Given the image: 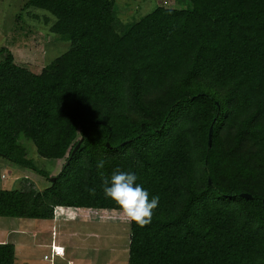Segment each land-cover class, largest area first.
I'll return each instance as SVG.
<instances>
[{
  "label": "trees",
  "instance_id": "trees-1",
  "mask_svg": "<svg viewBox=\"0 0 264 264\" xmlns=\"http://www.w3.org/2000/svg\"><path fill=\"white\" fill-rule=\"evenodd\" d=\"M172 1L122 23L113 0H26L69 48L33 73L0 47V157L49 182L0 189V217L110 222L120 169L159 197L125 222L128 264H264V0Z\"/></svg>",
  "mask_w": 264,
  "mask_h": 264
},
{
  "label": "rangeland",
  "instance_id": "rangeland-1",
  "mask_svg": "<svg viewBox=\"0 0 264 264\" xmlns=\"http://www.w3.org/2000/svg\"><path fill=\"white\" fill-rule=\"evenodd\" d=\"M113 1L115 15L122 23L140 19L156 5L180 7L172 0ZM25 3L26 0H0V47H5L12 53L17 65L39 73L43 67L68 50L69 42L58 35L46 33L47 26L42 21L43 17L40 20L32 17L34 13L41 15V12L25 7ZM22 144L27 148L28 157L35 163L50 167L36 156L35 148L30 142L22 141ZM23 177L33 181L40 190L49 185L36 172L17 168L0 157V189L16 188L18 180ZM95 219L96 217H92L88 222L52 224L51 220L0 217V234L4 236L7 233V242L14 240L22 243L20 248H15V264H51L49 259H43L44 254L49 256V249L36 246L35 241L50 240L52 231L59 237L66 228L71 238L68 246L82 248L77 252L79 262L76 264H128L129 225L120 218H113L114 221L111 222ZM30 227L38 233L33 240L30 239L32 229H27ZM13 229L24 230V234L20 231L19 234H13L10 232ZM52 264H60V260L54 258Z\"/></svg>",
  "mask_w": 264,
  "mask_h": 264
},
{
  "label": "clouds",
  "instance_id": "clouds-1",
  "mask_svg": "<svg viewBox=\"0 0 264 264\" xmlns=\"http://www.w3.org/2000/svg\"><path fill=\"white\" fill-rule=\"evenodd\" d=\"M104 161L97 163V168L102 169ZM103 177V192L106 198L111 199L118 209L104 210L111 213L110 218H120L126 222H135L143 228L152 221L154 210L158 207L159 197L149 198V193L142 185L137 184V176L131 172H123L116 169L110 179ZM95 195V189L89 190ZM104 219L103 216L100 217Z\"/></svg>",
  "mask_w": 264,
  "mask_h": 264
},
{
  "label": "crops",
  "instance_id": "crops-1",
  "mask_svg": "<svg viewBox=\"0 0 264 264\" xmlns=\"http://www.w3.org/2000/svg\"><path fill=\"white\" fill-rule=\"evenodd\" d=\"M71 210H69V214H63V215H60L58 217H55L52 221V224L54 223H60V222H85L86 220H82V219H79V217L77 218V215H74V211L71 213L70 212ZM113 221V220H112ZM88 222V221H87ZM111 222V221H110ZM65 223V224H67ZM54 227V226H53ZM52 227V229H53ZM65 227V226H64ZM63 227V228H64ZM46 228H47V225H46ZM29 229H32L31 227L30 228H27ZM18 231L20 230H16V229H13L11 230L10 232L13 233V234H19ZM28 231V232H29ZM21 234H24V230L20 231ZM32 234H31V237L30 239L32 238V240L34 238H37V234L34 232V229H32ZM61 235L58 237L57 235H55L54 231H52V235H51V238L50 240H36L35 243H36V246H42L44 248H48L49 249V256L48 257H51L52 256V260L50 261V263L52 264L53 262V259L54 258H57L58 260H60V264H76L77 262H79V257L77 255V252L82 250L81 247L79 248H76V247H69V243L71 242V238H70V234H69V230L66 228L65 231L61 232L60 233ZM8 241V238H7V233L4 235V236H1L0 234V243L1 242H7ZM9 243H12L14 248H20V246H22V243H18V242H15L13 240V242H9ZM24 244H28V243H24ZM33 244V243H31ZM29 245V244H28ZM51 245L53 246H58V247H63L64 249V253L62 256H55L53 255V252L51 253ZM31 248V247H30ZM44 256H47V254H44L43 255V259H44ZM15 264V262H14ZM106 264H108V262H106Z\"/></svg>",
  "mask_w": 264,
  "mask_h": 264
},
{
  "label": "built area",
  "instance_id": "built-area-1",
  "mask_svg": "<svg viewBox=\"0 0 264 264\" xmlns=\"http://www.w3.org/2000/svg\"><path fill=\"white\" fill-rule=\"evenodd\" d=\"M51 253L53 252V255L55 256H62L64 253L63 247H58V246H53L51 245ZM49 259L50 261L52 260V256L49 258L48 256H44V260Z\"/></svg>",
  "mask_w": 264,
  "mask_h": 264
},
{
  "label": "water",
  "instance_id": "water-1",
  "mask_svg": "<svg viewBox=\"0 0 264 264\" xmlns=\"http://www.w3.org/2000/svg\"><path fill=\"white\" fill-rule=\"evenodd\" d=\"M80 143H81V142H79V143L75 146L74 150L72 151V154H74L75 151L79 148ZM210 144H211V128L209 129V133H208V148L210 147ZM53 180H54V179H52L51 181H53ZM241 197L246 198V199H251V196H250V195H247V194H241Z\"/></svg>",
  "mask_w": 264,
  "mask_h": 264
}]
</instances>
